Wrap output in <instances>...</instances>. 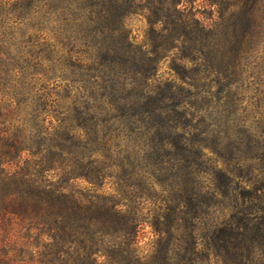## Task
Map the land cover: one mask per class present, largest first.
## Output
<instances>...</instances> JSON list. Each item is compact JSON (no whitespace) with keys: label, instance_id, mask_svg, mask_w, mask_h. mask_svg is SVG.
Segmentation results:
<instances>
[{"label":"trees","instance_id":"16d2710c","mask_svg":"<svg viewBox=\"0 0 264 264\" xmlns=\"http://www.w3.org/2000/svg\"><path fill=\"white\" fill-rule=\"evenodd\" d=\"M141 2L0 0V264H196L168 240L198 229L214 255L264 258V124L234 116L264 0H232L222 32L174 10L172 35L137 43ZM175 48L176 80H160ZM142 224L157 235L148 260Z\"/></svg>","mask_w":264,"mask_h":264},{"label":"rangeland","instance_id":"374dc122","mask_svg":"<svg viewBox=\"0 0 264 264\" xmlns=\"http://www.w3.org/2000/svg\"><path fill=\"white\" fill-rule=\"evenodd\" d=\"M163 1L159 0V2L144 5L145 3L142 0L135 7V13L127 20L126 25L129 36L135 42L138 43L145 40L147 42V39H155L159 31H162L164 35H172L176 31V28L173 29L175 24L174 17H176L177 13L175 11L184 13L188 26H191L189 28H192L193 25H205L208 28H213V30H218V32L228 30L229 23L236 19L233 17L234 14L229 15V13L235 12H231L228 7L232 0H216L211 5L205 0H167L169 2L174 1V4L173 7L171 5V7L166 9ZM255 21L256 26L253 30V35L247 41L248 49L245 53L247 58L242 61L243 63L241 62L243 65L241 89L244 88L246 90L241 92L240 109L237 110L234 116L238 121L236 126L258 131L264 124V101L258 100L260 95L257 94L258 89L264 91V7L257 12ZM164 27L167 29L161 30ZM49 41L52 43L51 40ZM163 54L164 57L159 61L156 75L160 80H176L173 65L178 63L177 57L180 51L175 48L174 50H167ZM253 78L256 85L252 84ZM257 80H259V83H257ZM253 88H256V90ZM207 155H211V158H217L216 155L210 152ZM77 186L84 188L86 184L81 181L77 182ZM102 190L103 192H111L109 180H106ZM146 205L149 207V204ZM11 232H14V230L12 229ZM206 237H208V234H205L200 229L195 230L194 234L189 237L177 233L169 237V248L173 249L175 253L182 255L183 249L181 248L185 247V242L188 243L187 249L190 250V255L196 264H242L232 257V253L228 254L227 252L219 251L217 255H214L215 251H211L205 246ZM135 238L136 252L139 257H142L140 259H150L149 257L155 253V249H158L156 245L158 243L156 240L157 235L153 233L150 226L142 224ZM194 240L200 242V245H195ZM38 242H36V245H38ZM35 250L36 247L29 249L28 255L33 256ZM252 252L253 259L246 264H264V258L261 257L260 250L254 247ZM102 260L103 257H100L97 261L102 262ZM176 261L174 257L172 262L176 263ZM172 262L170 261V263Z\"/></svg>","mask_w":264,"mask_h":264}]
</instances>
